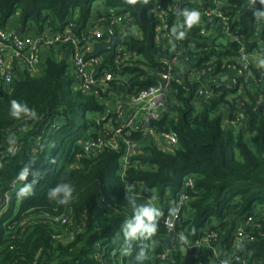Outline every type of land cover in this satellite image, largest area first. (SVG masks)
<instances>
[{"label":"trees","instance_id":"obj_1","mask_svg":"<svg viewBox=\"0 0 264 264\" xmlns=\"http://www.w3.org/2000/svg\"><path fill=\"white\" fill-rule=\"evenodd\" d=\"M93 1L0 0V22L17 10L22 29L39 28L44 21L57 30L69 22L78 27L90 17ZM101 1L136 16L142 38L127 37L123 43L143 57L139 63L148 70H161L158 57L170 46L163 52L154 42L156 21L147 17L151 0ZM223 1L242 45L262 54L264 62V0ZM179 12L169 20L170 26L176 22L172 42L197 70L212 61L211 74L202 82L221 85L214 99L198 100L195 91L201 81L186 76L174 81L167 102L170 113L151 126L157 133H174L177 149L164 151L131 132L128 138L139 147L122 174L118 160L123 144L91 154H84L83 144L96 139L109 118L115 120L108 110L112 99L134 87H148L155 83L154 75L136 66L126 71L135 74L129 88L82 91L68 73L65 45L47 52L40 75L17 78L8 90L0 88V264H211L194 250L183 255L176 249L174 263L157 258L167 246L161 220L189 174L194 175L193 190H188L177 234L194 242L206 228L217 231L219 247L244 254L248 264H264V102L260 111L254 110L261 89L239 79L246 90L242 96L237 87L226 86L220 78L238 45L226 41L219 26H207L205 35L201 28L175 20ZM258 70L264 71V64ZM20 174L24 181L11 189ZM65 186L71 190L66 204L61 203ZM130 186L133 191L127 190ZM249 217L259 224V232L236 248L232 232Z\"/></svg>","mask_w":264,"mask_h":264},{"label":"built area","instance_id":"obj_2","mask_svg":"<svg viewBox=\"0 0 264 264\" xmlns=\"http://www.w3.org/2000/svg\"><path fill=\"white\" fill-rule=\"evenodd\" d=\"M183 5V6H182ZM182 6V7H181ZM223 0H151L147 10V17L155 20L153 34L157 47L168 53L160 55L158 62L162 69L148 70L140 64L143 57L136 51H129L124 38H142V30L134 16L125 7L110 8L105 6L101 0L93 1L90 17L84 25L69 22L62 30H57L49 21L39 22V28L30 25L22 29L19 23V12L16 10L5 23L0 22V88L11 89L14 81L23 76H36L39 67L50 50L68 45L64 51V57L68 63V73L76 79V86L82 91L97 93L99 89H108L111 85L129 88L131 79L135 74L127 73V68L141 67L148 74L154 75L155 83L138 90L132 89V93H122L116 99L132 104L135 111L123 118L122 113L117 111L115 120L113 118L103 124L100 134L96 139L86 141L83 144L84 154L99 152L104 148L119 149L123 144L122 154L118 160L121 174L130 164V158L135 154V148L139 144L128 138L129 133L138 132L143 143L154 140H165L170 149L177 145V136L172 132L157 133L151 123L158 121L161 117L170 113L167 108L168 97L171 94V86L174 81L181 82V77L186 76L189 80L201 81L195 91L196 99L212 100L217 96V88L221 83L202 82L211 74L209 61L206 67L200 70L186 64L183 54L177 50L172 42L171 29L174 22L169 25L170 16L180 10L176 19H182L194 27L201 28L202 34H208L207 26H219L226 41L238 45L237 55L228 62L226 61V73L221 75V81H227L226 86L238 88V93L243 85L238 83L242 79L249 88H260L255 111H260L264 102V71H259L264 62L262 54L248 52L240 42V36L230 27V15L223 10ZM112 36L120 39L115 46L113 55L110 52L97 54V47L109 43ZM104 42L100 44V40ZM262 42L264 40L261 39ZM62 55V54H60ZM214 60V59H212ZM258 71V72H257ZM143 78V77H141ZM112 91H109L111 94ZM122 98V99H121ZM264 111V106L262 107ZM107 115H104L106 117ZM143 116V118H142ZM105 119V118H102ZM233 124L234 122H230ZM18 146L10 148L15 152ZM81 156H77L79 158ZM140 167V165H139ZM193 174L187 175L184 180L183 189L176 195L172 206L162 218V224L166 231L165 237H171V243L175 250L185 247L187 253L194 250V255H203L210 259L211 264H248V257L219 247L220 234L206 228L204 234L194 242H190L182 235L177 234L176 224L181 217L186 215L189 203L188 190H193ZM25 175L20 174L11 183V189L24 181ZM133 191V186L127 188ZM10 199V193L5 195V204ZM103 205L110 210H115V205L101 199ZM154 220L160 219L156 207H153ZM260 226L251 217L242 219L237 228L232 232L237 248L245 239H251V235L259 232ZM169 249L166 246L163 253L158 254L159 260H167Z\"/></svg>","mask_w":264,"mask_h":264},{"label":"crops","instance_id":"obj_3","mask_svg":"<svg viewBox=\"0 0 264 264\" xmlns=\"http://www.w3.org/2000/svg\"><path fill=\"white\" fill-rule=\"evenodd\" d=\"M43 71H44V68L42 67V73H43ZM40 74H41V72L38 73L37 75H40ZM108 107H110V109H108V110L114 112V114H116L117 111L121 112L123 118L127 117L128 115H131L135 111L132 104L127 103L126 101L119 100V99H112V101L109 103ZM113 109H115V110H113ZM103 118H105V117H103ZM111 118H109V119L111 120ZM142 118H143V116H142ZM146 144H148V143H146ZM150 144H153L157 148L162 149L164 151H168V152L171 151L168 143L163 139L151 141ZM136 149L137 148H135V150ZM170 210H171V208H170Z\"/></svg>","mask_w":264,"mask_h":264},{"label":"water","instance_id":"obj_4","mask_svg":"<svg viewBox=\"0 0 264 264\" xmlns=\"http://www.w3.org/2000/svg\"><path fill=\"white\" fill-rule=\"evenodd\" d=\"M139 17L141 18L140 14ZM120 42V39L116 38L115 36H112V40L104 45H100L97 47V54H100L102 52H110V56L113 55V51L115 46ZM177 145L173 146L174 149H177ZM165 242L167 244V247L169 249V253H168V257H167V261L174 263L175 259H174V249L171 243V237H165ZM180 252L185 255L187 253V250L185 247H180Z\"/></svg>","mask_w":264,"mask_h":264},{"label":"clouds","instance_id":"obj_5","mask_svg":"<svg viewBox=\"0 0 264 264\" xmlns=\"http://www.w3.org/2000/svg\"><path fill=\"white\" fill-rule=\"evenodd\" d=\"M13 104H16V101H12ZM23 191V190H22ZM60 191V189H57V192ZM65 191V199L63 201H61V203H68L70 197H71V190L68 188V186H65L64 188Z\"/></svg>","mask_w":264,"mask_h":264},{"label":"rangeland","instance_id":"obj_6","mask_svg":"<svg viewBox=\"0 0 264 264\" xmlns=\"http://www.w3.org/2000/svg\"><path fill=\"white\" fill-rule=\"evenodd\" d=\"M40 72L42 73V67L38 68L37 74L40 73ZM245 92H246V90L242 89V90L239 91L238 95H242L243 96V95H245ZM108 109H110V107H108ZM113 110H115V109H113ZM155 207H156V209H158L157 206H155Z\"/></svg>","mask_w":264,"mask_h":264}]
</instances>
